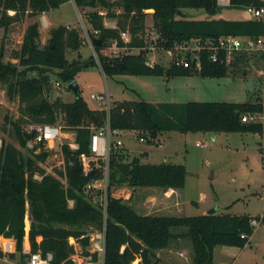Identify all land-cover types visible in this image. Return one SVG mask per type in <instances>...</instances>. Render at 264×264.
I'll return each mask as SVG.
<instances>
[{
  "label": "trees",
  "instance_id": "trees-1",
  "mask_svg": "<svg viewBox=\"0 0 264 264\" xmlns=\"http://www.w3.org/2000/svg\"><path fill=\"white\" fill-rule=\"evenodd\" d=\"M69 0H0V26L8 28L24 16H37L59 7ZM80 9H85L88 24L100 30L103 44L96 45L99 60L91 55L83 63L69 62L65 56L66 47L81 45L79 31L59 24L51 29L49 44L40 46L39 20L30 23L25 31L20 68L9 60L3 62L0 56V80L8 81V94H18L20 115L11 120L12 128L21 147L13 142H4L0 148V234L16 240L17 250L22 252L27 234L33 250L53 254V264H59L74 253L71 236L89 244V229L102 228L106 222L105 264H153L157 250L169 245L176 233L174 227L186 226L190 237L195 261L198 264H213V248L216 245L245 246L250 243L254 232L252 219L248 214L218 212L198 215H153L141 214L121 197L109 194L107 216L104 219L102 207L85 191V184L102 176V168L95 167L88 173L75 169V160L81 152H90L92 128L106 122L104 108H92L81 95L73 101L61 96L49 99V75L46 71L57 69L64 80H73L84 66L99 62L107 74L130 73L147 75H189L198 72L203 76H226L232 61L224 49H218V59L213 60L212 49L204 47L187 51L188 66L181 63V53H175L169 66L158 61L147 63L145 40L148 9H153V27L157 33L156 46L174 50L179 43L192 39L201 41L218 40L221 36H260L264 34V21L249 19H194L188 18L183 8H201L214 14L219 10L218 0H73ZM260 6L264 0H230L233 7L246 5ZM120 7V12H112ZM106 16L116 20L115 27L104 24ZM12 11V12H11ZM121 30H129L130 47H140L138 52H126L116 58L101 52L110 39L120 37ZM247 55L236 56L238 57ZM264 55V54H262ZM195 61V62H194ZM234 61V63H236ZM199 62V64H197ZM121 65V67H120ZM27 70L37 71L28 74ZM261 101H149L145 99L115 100L109 110L111 126L120 130H142L155 137L167 130L193 131H261V122L249 124L242 115L261 112ZM8 119V116L6 117ZM9 120V119H8ZM72 127L75 132L77 149L65 142L62 152L66 166L63 170L49 173L41 165L50 154L48 150L35 152L26 143L34 132H27L25 124L59 123ZM24 148V149H23ZM127 150L121 148L112 152L110 158L109 183L111 186L129 184L137 186H158L180 189L185 185L186 167L182 163L143 162L138 156L127 159ZM39 172L42 177L34 175ZM66 183V185H65ZM70 199L73 200L70 205ZM130 199V198H129ZM27 210L30 223L26 229ZM38 236L41 238L38 239ZM1 253V252H0ZM87 253V252H86ZM14 256V253H11ZM24 258V255L21 254ZM97 257V255H96Z\"/></svg>",
  "mask_w": 264,
  "mask_h": 264
},
{
  "label": "rangeland",
  "instance_id": "rangeland-1",
  "mask_svg": "<svg viewBox=\"0 0 264 264\" xmlns=\"http://www.w3.org/2000/svg\"><path fill=\"white\" fill-rule=\"evenodd\" d=\"M85 9L78 8L73 0L62 3L59 7L50 9L37 16H24L13 22L8 28L0 26V56L3 62L9 60L20 64L21 46L25 31L30 23L39 20V45L49 44L51 29L64 24L70 29L79 31L80 39L83 33L78 12ZM120 7H112L110 11L120 12ZM12 12V11H11ZM146 18V32L149 36L156 32L153 27V9H148ZM182 12L188 18L194 19H249L251 13L245 8L221 5L216 13L211 14L201 8L186 7ZM47 17H46V15ZM108 20H114L107 17ZM89 26L87 18H85ZM47 24V25H46ZM150 44L149 38L146 39ZM82 42V39H81ZM152 46V45H150ZM104 50V51H103ZM147 57L169 66L174 52L156 47H149ZM139 49H122L119 55L126 52H138ZM102 52H112L110 48H103ZM177 51H175L176 53ZM97 50L88 44L81 43L78 47H66L65 56L69 62H87L91 55L96 59ZM106 53V54H107ZM187 51L183 50L185 57ZM247 55L238 57L236 56ZM264 50H234L228 53L227 62L231 60L229 73L226 76H203L198 72L189 75H147L130 73H105L99 62L84 66L76 75V80L89 107L105 108L104 104L91 97V93H110L111 103L115 100L145 99L149 101H261L264 105ZM234 61L236 63H234ZM57 69L46 71L49 75L48 89L45 95L49 99L61 96L65 101L75 99L74 92L68 87L72 80H64L57 74ZM28 74L37 71L27 70ZM60 82L57 85L56 82ZM8 81L0 80V138L4 142H13L21 147L12 128L11 120L20 115V100L17 93L8 94ZM8 116V119L6 118ZM64 126L62 121L59 122ZM28 124H25L27 126ZM25 128V127H24ZM69 134H64L58 140L66 142L76 132L72 127L63 128ZM122 137L128 147L127 159L138 156L143 162L151 163H182L186 167L184 187L173 195L169 189L158 186H137L129 184L111 186L110 194L129 200V203L141 214L153 215H198L216 208L218 212L232 214H248L255 218L264 211V132L261 131H201V130H167L158 134V145L152 141H140L134 130H124ZM215 137L213 140L212 138ZM200 142H208L203 145ZM24 149V148H23ZM55 150L57 156H55ZM41 150L38 149L40 152ZM41 165L49 173L65 169L66 161L60 151V143ZM36 178L42 175L36 172ZM66 185V183H65ZM169 196V197H168ZM130 198V199H129ZM73 200L70 199V205ZM30 223L27 210L26 229ZM94 229L90 228L89 233ZM96 230V229H95ZM176 233L169 245L157 250L153 264H198L195 261L194 250L190 237L186 234V226L174 227ZM90 235V234H89ZM28 235L24 237V245ZM41 237L38 236V239ZM250 243L245 246L216 245L213 248L214 264H264V221L255 225ZM69 241L74 245L72 255H86L92 253L89 244L85 247L79 240L71 236ZM30 242V241H29ZM87 252V253H86ZM18 250L14 256L7 254L13 262L20 260ZM97 253H93L96 258ZM132 264L139 263L134 260ZM0 264H11L5 261L0 253ZM95 264H101L95 262Z\"/></svg>",
  "mask_w": 264,
  "mask_h": 264
},
{
  "label": "built area",
  "instance_id": "built-area-1",
  "mask_svg": "<svg viewBox=\"0 0 264 264\" xmlns=\"http://www.w3.org/2000/svg\"><path fill=\"white\" fill-rule=\"evenodd\" d=\"M220 5H230V0H218ZM248 12L251 13L253 18H258L264 21V4L257 6L255 4H249L244 7ZM99 13L104 16V24L107 27H115L116 22L114 20H108L106 16L105 10H99ZM79 18L81 21L82 28V43H86L91 47L96 46L95 38H99L100 30L87 26L85 22V18H87L86 14L84 15L82 11L78 12ZM121 39L125 42L124 45L119 44L118 38H113L108 41V43L103 48L112 49L111 53L105 52V55L110 58H116L119 55V52L122 49H140V47H130L127 45L131 40V33L129 30H121L120 32ZM149 38L150 44L146 41L145 46L143 48L148 49L149 47L156 48V40L157 33L153 32L150 36L149 33H145V40ZM103 44V43H102ZM152 45V46H150ZM210 48L213 50L211 57L213 60L218 59L217 50L224 49L228 55L229 52L234 50H253V49H261L264 50V34L260 36H235V35H226L221 36L218 40L213 41L212 39L205 40L204 42L200 39H192L189 41H185L179 43L175 46L174 50H169L172 53L177 51V53H181L182 51H197L201 48ZM102 48V49H103ZM104 51V50H103ZM102 52V50H101ZM103 53V52H102ZM107 53V54H106ZM104 54V53H103ZM264 54V53H263ZM96 55V53H95ZM96 59L99 60V55L97 53ZM181 63L185 66H188L190 61L186 59L183 55H181ZM147 63L153 64L154 61L147 59ZM199 64V62L197 63ZM264 74V70L262 72ZM57 85L61 83L56 82ZM91 97L97 99L100 103L104 104L105 110L107 113L106 122L104 125L96 128H92L91 133V143H90V152H81L77 157L80 161L81 169L84 173H88L95 167L102 168V176L99 178L92 179L85 184V191L91 197V199L95 202H99L103 214L104 219L106 220L107 216V207H108V198H109V172H110V158L111 154L114 151H117L121 148H124V138L122 137L123 130L113 128L111 126L109 110L111 106L110 93H91ZM242 120L245 122H261L264 125V110L261 112H250L242 115ZM64 126L60 123H30L25 126V130L27 132H34L32 138L27 140L26 146L27 148L33 149L34 151L39 150H48L53 152L55 146L58 142L60 143V151L62 152V145L65 143L63 140H58V138L63 137L64 134H69L64 129ZM137 134V137L140 141H147L149 133L144 132L142 130H134ZM70 140L66 142L69 144L70 148L77 149L79 147L78 142L76 141L75 136H70ZM213 140L215 137L212 138ZM153 141L158 145H161V142L154 136ZM203 145H207L208 142H200ZM2 146V139L0 138V148ZM55 156H57V151L55 150ZM64 155V154H63ZM75 164V162H74ZM264 221V211L261 216L252 219V224L255 225L260 224ZM106 222L102 228L93 230L89 233L90 239V250L92 253L86 254L83 256L80 255H72L69 258L73 259L72 264H95V262H99L101 264H105V251H106ZM17 246L16 240L12 237H5L0 234V252L3 255L5 261L10 262L11 264H53V254L51 252H47L44 254L40 249L33 250L30 242L28 241L25 245H23L22 252L20 253L24 255V258H20L19 261L13 262L9 260L7 254L16 253ZM97 253V257H93V253ZM67 258V259H69ZM63 260L59 264H66V260ZM235 264V263H232Z\"/></svg>",
  "mask_w": 264,
  "mask_h": 264
},
{
  "label": "water",
  "instance_id": "water-1",
  "mask_svg": "<svg viewBox=\"0 0 264 264\" xmlns=\"http://www.w3.org/2000/svg\"><path fill=\"white\" fill-rule=\"evenodd\" d=\"M179 13H183V12L181 10H179ZM94 41H95V44L96 45H101L103 43V39L100 38V37L99 38H95ZM120 67H121V65H120ZM68 87L74 92V94H75L76 97L79 96V94H80V87H79V84H78V82H77L76 79H73L71 82H69ZM248 123L249 124H252L253 122L250 121ZM150 138L153 139L154 138V135L151 134L150 135ZM75 169L76 170H80L81 169L80 161H79L78 158L75 160ZM216 211H217V209L214 207V208H211L210 210H208L206 212V214H213V213H216ZM65 263L66 264H72L73 263V259L72 258H69V259L66 260Z\"/></svg>",
  "mask_w": 264,
  "mask_h": 264
},
{
  "label": "crops",
  "instance_id": "crops-1",
  "mask_svg": "<svg viewBox=\"0 0 264 264\" xmlns=\"http://www.w3.org/2000/svg\"><path fill=\"white\" fill-rule=\"evenodd\" d=\"M45 13V12H44ZM46 15V14H45ZM46 17H47V15H46ZM124 149L125 150H127V152H129V149H128V147L126 146V145H124ZM176 191H178V189H174V188H170L168 191H167V193L168 194H172L173 195V193L174 192H176ZM169 197V196H168ZM206 213V212H205ZM27 237V236H26ZM27 241H28V237H27ZM251 241V240H250ZM136 260H139V259H136ZM238 264H241V263H239V262H237ZM139 264V263H138ZM214 264V263H213ZM226 264V263H225Z\"/></svg>",
  "mask_w": 264,
  "mask_h": 264
},
{
  "label": "bare ground",
  "instance_id": "bare-ground-1",
  "mask_svg": "<svg viewBox=\"0 0 264 264\" xmlns=\"http://www.w3.org/2000/svg\"><path fill=\"white\" fill-rule=\"evenodd\" d=\"M47 25V24H46ZM134 262H136V261H134ZM134 264H136V263H134Z\"/></svg>",
  "mask_w": 264,
  "mask_h": 264
}]
</instances>
